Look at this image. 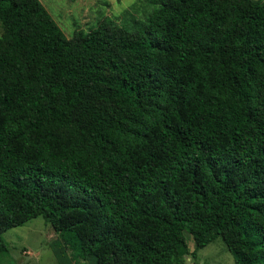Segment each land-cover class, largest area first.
<instances>
[{
  "label": "trees",
  "instance_id": "obj_1",
  "mask_svg": "<svg viewBox=\"0 0 264 264\" xmlns=\"http://www.w3.org/2000/svg\"><path fill=\"white\" fill-rule=\"evenodd\" d=\"M152 1L67 36L0 0V255L43 216L62 264H264V1Z\"/></svg>",
  "mask_w": 264,
  "mask_h": 264
},
{
  "label": "rangeland",
  "instance_id": "obj_2",
  "mask_svg": "<svg viewBox=\"0 0 264 264\" xmlns=\"http://www.w3.org/2000/svg\"><path fill=\"white\" fill-rule=\"evenodd\" d=\"M67 36L88 31L104 19L133 27L145 22L155 6L152 0H41ZM264 1V0H263ZM1 31V25H0ZM9 252L0 255V264H62L55 253L54 241L59 238L51 223L38 216L3 233ZM191 250L195 242L188 236ZM68 247L69 264L78 259ZM73 258V259H72ZM185 264H236L233 254L221 239L198 251L197 257L186 256Z\"/></svg>",
  "mask_w": 264,
  "mask_h": 264
}]
</instances>
